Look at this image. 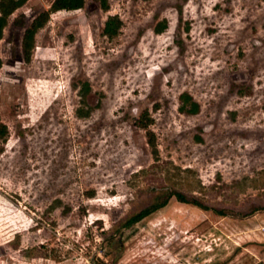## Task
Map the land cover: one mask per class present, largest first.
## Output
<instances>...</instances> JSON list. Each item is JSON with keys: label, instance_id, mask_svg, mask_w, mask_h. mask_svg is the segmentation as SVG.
<instances>
[{"label": "rangeland", "instance_id": "rangeland-1", "mask_svg": "<svg viewBox=\"0 0 264 264\" xmlns=\"http://www.w3.org/2000/svg\"><path fill=\"white\" fill-rule=\"evenodd\" d=\"M52 1L0 42V264H264V0H86L27 59ZM172 190L211 209L172 197L117 229Z\"/></svg>", "mask_w": 264, "mask_h": 264}, {"label": "trees", "instance_id": "trees-1", "mask_svg": "<svg viewBox=\"0 0 264 264\" xmlns=\"http://www.w3.org/2000/svg\"><path fill=\"white\" fill-rule=\"evenodd\" d=\"M28 0H0V42L3 39L4 30L8 24L9 17L20 7L27 3ZM101 6L104 9H108L109 7V0H98ZM86 0H53L49 9L41 12L38 16L34 18L32 23L27 27L24 38H23V50L26 55L27 59H30L32 54V49L35 45V37L37 31L43 27L46 22L49 20L50 15L53 12H57L60 10H74L84 7ZM122 25V20L117 15L109 16L108 20L105 23L104 31L108 34H112L117 32ZM166 27V23L162 24V26L156 28V31L160 32L163 31ZM3 65V61L0 58V69ZM91 90V86L89 82L84 83V86L81 88V95L82 98L85 100L86 96L88 95L89 91ZM182 98V105L181 109L183 111H187L189 113H197L200 109V104L196 101L192 95L188 93H183L180 96ZM188 103L190 106L187 107ZM83 113V112H82ZM83 115V114H82ZM86 115V114H85ZM138 125L143 128L149 127V117L148 116H141ZM6 134V126L0 123V135L4 136ZM148 142L152 146L154 153H157L156 148V141H155V134L153 131L148 130ZM172 197H176L181 202L191 203L194 205H198L203 209H211L210 206L199 202L196 199H190L184 192L172 190L165 194V197L159 201L153 202L152 204L144 207L143 209L133 212L129 214V216L125 217L123 220L117 223V229H125L130 228L137 222L141 221L143 218L151 215L156 210L164 207L168 204ZM215 212L219 214H226L225 210L212 208Z\"/></svg>", "mask_w": 264, "mask_h": 264}]
</instances>
